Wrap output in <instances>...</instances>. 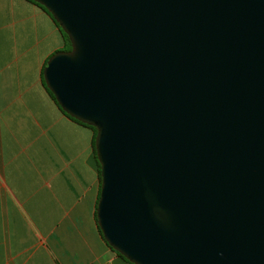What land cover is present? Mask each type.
Returning a JSON list of instances; mask_svg holds the SVG:
<instances>
[{"label":"water","instance_id":"95a60500","mask_svg":"<svg viewBox=\"0 0 264 264\" xmlns=\"http://www.w3.org/2000/svg\"><path fill=\"white\" fill-rule=\"evenodd\" d=\"M43 77L97 130V224L132 264H264V0H32Z\"/></svg>","mask_w":264,"mask_h":264},{"label":"crops","instance_id":"0c3cea01","mask_svg":"<svg viewBox=\"0 0 264 264\" xmlns=\"http://www.w3.org/2000/svg\"><path fill=\"white\" fill-rule=\"evenodd\" d=\"M66 42L29 0H0V264H129L104 241L95 132L48 94Z\"/></svg>","mask_w":264,"mask_h":264},{"label":"trees","instance_id":"16d2710c","mask_svg":"<svg viewBox=\"0 0 264 264\" xmlns=\"http://www.w3.org/2000/svg\"><path fill=\"white\" fill-rule=\"evenodd\" d=\"M30 2H32V3H34V4H36V5H38L39 7H41L42 9H44L47 13H48V11L44 8V7H42L41 5H39V4H37V3H35L34 1H32V0H29ZM49 15H50V13H48ZM57 24V23H56ZM58 25V24H57ZM59 26V25H58ZM62 31V30H61ZM62 34H63V37H64V39H65V42H66V48H65V51H68V50H71V43H70V41H69V38H68V36L65 34V33H63L62 32ZM47 66V65H46ZM44 85H45V87H46V84H45V81H44ZM46 89H47V87H46ZM47 91H48V94L52 97V99L56 102V99H55V97H54V95L47 89ZM57 103V102H56ZM57 105H58V103H57ZM59 106V105H58ZM61 109V108H60ZM62 110V109H61ZM62 112L67 116V117H69L71 120H73L74 122H76V123H78V124H80V125H83V126H85V127H89V128H91L92 130H94V132H95V137H96V134H97V130L95 129V128H93V127H90V126H88V125H85V124H83V123H81V122H79V121H77L76 119H73L72 117H70L69 115H67L63 110H62ZM94 152H95V157H96V150H95V142H94ZM96 164H97V167H98V172H99V180H100V189H101V183H102V178H101V167H100V164H99V162H98V160H97V157H96ZM99 197H100V193H99ZM98 201H99V198H98ZM97 204H98V202H97ZM96 221H97V215H96ZM99 232H100V234L102 235V232H101V230H100V228H99ZM102 237H103V235H102ZM104 239V238H103ZM105 241V240H104ZM105 243L107 244V242L105 241ZM108 245V244H107ZM109 246V245H108ZM110 247V246H109ZM111 248V247H110ZM112 249V248H111ZM113 250V249H112ZM114 251V250H113ZM117 253V252H116ZM117 255L118 256H120L122 259H124L126 262H128L129 264H132V263H130L127 259H125L123 256H121L119 253H117Z\"/></svg>","mask_w":264,"mask_h":264}]
</instances>
